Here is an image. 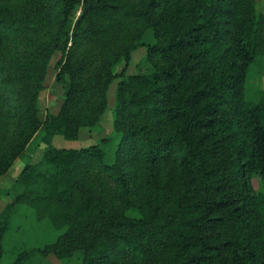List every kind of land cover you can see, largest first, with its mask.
I'll return each mask as SVG.
<instances>
[{"label":"trees","instance_id":"obj_1","mask_svg":"<svg viewBox=\"0 0 264 264\" xmlns=\"http://www.w3.org/2000/svg\"><path fill=\"white\" fill-rule=\"evenodd\" d=\"M140 46L148 68L127 74ZM56 52L62 101L43 114ZM259 57L256 0H0V176L39 130L46 144L5 192L0 264L23 210L58 234L9 264H264V89H246ZM113 83L112 157L109 138L52 145L99 124Z\"/></svg>","mask_w":264,"mask_h":264},{"label":"rangeland","instance_id":"obj_2","mask_svg":"<svg viewBox=\"0 0 264 264\" xmlns=\"http://www.w3.org/2000/svg\"><path fill=\"white\" fill-rule=\"evenodd\" d=\"M256 7L259 11L264 12V0H256ZM58 52L53 53L49 64L47 75L44 81L45 90L41 95L42 112L51 111L55 113L62 101V88L54 80L55 64L59 58ZM145 47L140 46L132 52L130 61L126 68L127 74H134L139 72H145L148 68V64L145 63ZM124 66V62H120L116 66V71L119 72ZM264 58H257L248 69L246 89L247 96L253 98L257 89H264ZM114 86L113 83L109 89L108 94V108L101 117L99 124L96 127H83L80 129L79 135L75 140H66L62 136L56 135L51 139V144L56 147L65 148H78L87 146L90 144H100L101 138H109L107 143H104L102 147L107 153L109 158L112 157L116 146V139L113 136V104H114ZM113 137V138H112ZM42 131L39 130L33 139L30 141L28 147L24 153L18 157L9 170L0 176V210L4 203L10 200L6 191L12 192L11 187L15 182L18 174L25 165L26 162L36 163L40 160L42 152L46 147V144L42 142ZM252 184L255 189L260 187V183L256 177L252 178ZM14 192V191H13ZM11 195V194H10ZM27 207L23 206V209ZM13 229L9 233L10 235L4 241V258L3 264L11 263L16 254L23 248H41L45 244H49L55 240L58 231L54 230L47 220L35 221L34 218L30 219V216L26 212L19 213V215L13 221ZM38 261V259L36 260ZM39 264H80V259L77 255H74L70 259L60 260L54 257L52 254L44 258Z\"/></svg>","mask_w":264,"mask_h":264}]
</instances>
